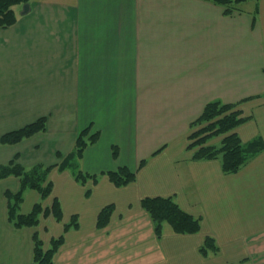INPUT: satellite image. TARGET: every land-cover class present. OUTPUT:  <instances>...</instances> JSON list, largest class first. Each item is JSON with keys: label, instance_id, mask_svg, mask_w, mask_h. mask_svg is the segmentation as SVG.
Segmentation results:
<instances>
[{"label": "crops", "instance_id": "crops-1", "mask_svg": "<svg viewBox=\"0 0 264 264\" xmlns=\"http://www.w3.org/2000/svg\"><path fill=\"white\" fill-rule=\"evenodd\" d=\"M29 5L24 15L16 6L17 22L0 28V139L42 117L47 126L18 144L0 143V165L15 156L26 169L68 159L50 171L53 191L43 201L50 209L57 199L63 218L16 228L6 192H17L20 180H0V264H32L36 234L45 247L64 237L54 264H264V150L226 174L219 159L198 161L189 149L193 123L216 100L238 103L249 117L236 129L243 142L264 141V0L231 15L206 0ZM121 167L137 176L117 187L107 174ZM80 171L97 182L81 183ZM170 196L201 218L199 233L165 224L157 237L142 200ZM40 201L26 190L21 213ZM108 205L110 222L99 228ZM74 216L78 226L66 230ZM206 237L218 254L202 255Z\"/></svg>", "mask_w": 264, "mask_h": 264}, {"label": "trees", "instance_id": "trees-1", "mask_svg": "<svg viewBox=\"0 0 264 264\" xmlns=\"http://www.w3.org/2000/svg\"><path fill=\"white\" fill-rule=\"evenodd\" d=\"M225 8V14L231 15L240 10L239 5L248 0H206ZM30 0H0V28L6 29L18 20L15 10L16 6L29 3ZM239 104L223 103L219 100L207 104L202 115L193 123L192 133L189 136V149L194 152L195 160L219 159L222 169L226 174H234L241 170L252 158L264 150V141L256 138L249 142H243L236 132V129L246 122L249 117H244L242 111L238 109ZM47 118L42 117L37 121L12 132L4 134L0 143L4 145L18 144L26 138L36 133L46 130ZM86 131L82 132L77 140L76 154L81 157L88 142L84 139ZM221 136L219 144H211L210 141ZM93 142L96 137L92 136ZM17 156L9 163L0 165V180L15 176L20 180V189L17 192H6L8 199V217L16 228L36 227L39 225L41 217L53 214L61 221L63 218L60 202L55 199L50 209L45 208L43 201L48 198L53 191V182L48 178L50 171L59 166L65 169L68 159L60 165L37 164L30 169H26L17 161ZM145 161L141 163L143 166ZM110 180L117 186H126L136 180V173L127 167H121L116 171L107 174ZM76 178L81 183H85L89 178L97 182L98 176L88 175L78 172ZM31 189L39 192L41 201L36 203L28 214L21 213V205L24 201L25 191ZM142 207L149 215L154 230L158 238L163 235L164 225L168 224L176 234H197L201 231V218L195 217L182 209L176 199L170 197H147L142 200ZM114 211L113 205L104 207L98 217V227L108 226L111 215ZM76 216L73 217L65 229L77 227ZM64 244V237L52 239L50 246L45 247L43 241L36 234L34 236V256L32 264H54L55 255ZM220 248L212 237H206L200 247L203 256L210 253L218 254Z\"/></svg>", "mask_w": 264, "mask_h": 264}, {"label": "water", "instance_id": "water-1", "mask_svg": "<svg viewBox=\"0 0 264 264\" xmlns=\"http://www.w3.org/2000/svg\"><path fill=\"white\" fill-rule=\"evenodd\" d=\"M23 10H22V12H21V14H27L29 11H30V5H29V3H27V4H24L23 5Z\"/></svg>", "mask_w": 264, "mask_h": 264}, {"label": "rangeland", "instance_id": "rangeland-1", "mask_svg": "<svg viewBox=\"0 0 264 264\" xmlns=\"http://www.w3.org/2000/svg\"><path fill=\"white\" fill-rule=\"evenodd\" d=\"M25 126H27V125H25ZM25 126H22V127L17 128V129H13V130L11 129V130L5 131V132L3 133V135L6 134V133H9V132H12V131H15V130L21 129V128L25 127ZM42 132H43V131H42ZM39 133H41V132H39ZM36 134H37V133H36ZM3 135H2V136H3ZM2 136H1V137H2ZM33 136H34V135H33ZM31 137H32V136H31ZM220 137H221V136H220ZM210 143L213 144L212 141H210ZM10 161H11V160H10ZM10 161H9V162H10Z\"/></svg>", "mask_w": 264, "mask_h": 264}]
</instances>
